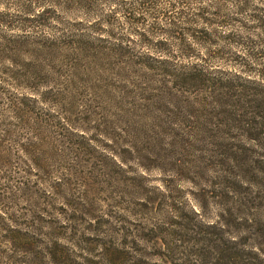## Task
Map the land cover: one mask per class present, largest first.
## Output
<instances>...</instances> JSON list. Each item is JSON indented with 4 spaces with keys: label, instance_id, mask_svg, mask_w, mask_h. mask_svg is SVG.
<instances>
[{
    "label": "rangeland",
    "instance_id": "374dc122",
    "mask_svg": "<svg viewBox=\"0 0 264 264\" xmlns=\"http://www.w3.org/2000/svg\"><path fill=\"white\" fill-rule=\"evenodd\" d=\"M263 107L264 0H0V264H191Z\"/></svg>",
    "mask_w": 264,
    "mask_h": 264
},
{
    "label": "trees",
    "instance_id": "16d2710c",
    "mask_svg": "<svg viewBox=\"0 0 264 264\" xmlns=\"http://www.w3.org/2000/svg\"><path fill=\"white\" fill-rule=\"evenodd\" d=\"M214 17L215 14L209 17L200 16L203 21L202 26L206 27L212 22L227 23L228 25L241 22V20H233V18H228L231 21L225 22L224 19V21L217 20ZM240 25L249 28L243 22ZM193 38L196 40L195 37ZM196 42L208 43L205 39L196 40ZM245 53L250 56L249 51ZM251 101L255 107L263 105V98L258 95L252 97ZM248 169L245 168L246 171ZM256 169L262 171L264 167L258 166ZM259 181L262 180L259 179ZM254 193L257 199L253 198V205H249L247 208L236 207L234 213L221 208L219 211L221 219L216 222L203 223L205 229L202 230L201 245L193 248L195 257L191 264H264V192L261 193L257 188L254 189ZM225 211L227 215L222 216L221 214ZM242 213L244 214L241 215Z\"/></svg>",
    "mask_w": 264,
    "mask_h": 264
}]
</instances>
